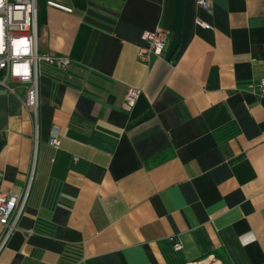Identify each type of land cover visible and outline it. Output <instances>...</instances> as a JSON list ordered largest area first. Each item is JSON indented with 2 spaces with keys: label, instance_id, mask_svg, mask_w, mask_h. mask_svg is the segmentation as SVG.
<instances>
[{
  "label": "crops",
  "instance_id": "crops-1",
  "mask_svg": "<svg viewBox=\"0 0 264 264\" xmlns=\"http://www.w3.org/2000/svg\"><path fill=\"white\" fill-rule=\"evenodd\" d=\"M208 1L46 0L37 50L70 62L36 117L0 86V188L30 180L0 264H264V0Z\"/></svg>",
  "mask_w": 264,
  "mask_h": 264
},
{
  "label": "built area",
  "instance_id": "built-area-1",
  "mask_svg": "<svg viewBox=\"0 0 264 264\" xmlns=\"http://www.w3.org/2000/svg\"><path fill=\"white\" fill-rule=\"evenodd\" d=\"M197 4L204 10H209L208 0H197ZM205 28L209 26L204 23ZM37 0H0V86L9 89L7 82L16 80L26 83L27 88L21 101L23 106L32 111L36 117L38 110V81L37 71L39 63L62 70L69 65L70 59L66 56H56L39 53L37 50ZM169 32L156 27L152 32H145L142 39L145 46L138 50V60L149 63L152 56L162 54ZM10 90V89H9ZM140 90L130 88L125 95L124 109H130ZM256 95L264 98V76L256 87ZM49 144L59 147V139L53 136ZM30 180L20 194L3 191L0 188V253L5 248L9 238L17 227L28 198ZM174 251L181 249V244H173ZM186 264H223L213 255L199 261Z\"/></svg>",
  "mask_w": 264,
  "mask_h": 264
},
{
  "label": "trees",
  "instance_id": "trees-1",
  "mask_svg": "<svg viewBox=\"0 0 264 264\" xmlns=\"http://www.w3.org/2000/svg\"><path fill=\"white\" fill-rule=\"evenodd\" d=\"M79 2V0H75ZM46 0H37V16H38V24L41 22V18L43 17L44 9H45Z\"/></svg>",
  "mask_w": 264,
  "mask_h": 264
}]
</instances>
